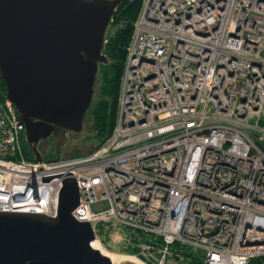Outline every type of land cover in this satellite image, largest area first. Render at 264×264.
I'll list each match as a JSON object with an SVG mask.
<instances>
[{"label": "built area", "instance_id": "1", "mask_svg": "<svg viewBox=\"0 0 264 264\" xmlns=\"http://www.w3.org/2000/svg\"><path fill=\"white\" fill-rule=\"evenodd\" d=\"M25 143L0 99V212L56 216V174L73 172L106 249L264 264V0H144L110 138L59 160L29 159Z\"/></svg>", "mask_w": 264, "mask_h": 264}, {"label": "water", "instance_id": "2", "mask_svg": "<svg viewBox=\"0 0 264 264\" xmlns=\"http://www.w3.org/2000/svg\"><path fill=\"white\" fill-rule=\"evenodd\" d=\"M124 1L0 0V72L33 160H43L39 144L50 137L59 160L67 134L82 131L99 65L108 62L107 31ZM56 175L64 183L56 216L0 212V264H117L99 250L73 172Z\"/></svg>", "mask_w": 264, "mask_h": 264}, {"label": "trees", "instance_id": "3", "mask_svg": "<svg viewBox=\"0 0 264 264\" xmlns=\"http://www.w3.org/2000/svg\"><path fill=\"white\" fill-rule=\"evenodd\" d=\"M143 2L144 0H125L118 7L110 24V26L115 27V31L104 44L103 54L107 56L108 62L103 63L104 70L99 90L100 97L92 110L93 128L97 132V137L101 140L96 149L105 144L116 126L118 98L128 55V46L131 43ZM6 94V85L0 72V99L6 100ZM25 151L27 157L33 159V152L27 148V143H25ZM132 252V250L121 251V253Z\"/></svg>", "mask_w": 264, "mask_h": 264}, {"label": "rangeland", "instance_id": "4", "mask_svg": "<svg viewBox=\"0 0 264 264\" xmlns=\"http://www.w3.org/2000/svg\"><path fill=\"white\" fill-rule=\"evenodd\" d=\"M113 21V20H112ZM115 27L109 26L107 35H106V42L108 38L114 33ZM103 63H100L99 65V71L97 75V81L95 85V95L94 100L92 102V105L90 107L89 113L86 117L84 127L81 132H70L68 134V140L65 144L64 150L62 152V157H71V156H77V155H84L92 152L97 148V146L100 144V139L96 135V131L93 128V116H92V110L94 105L96 104L97 100L99 99V90L100 86L102 84V75H103ZM119 99V98H118ZM43 157L45 159H54L56 157L55 149L50 142L48 146L43 151ZM121 234H124V232H120ZM103 239L104 236L102 237ZM107 242L113 247L111 249H106L108 252H112L116 255L121 254L120 251H118L119 244L114 243V241L106 239ZM107 252V253H108Z\"/></svg>", "mask_w": 264, "mask_h": 264}, {"label": "bare ground", "instance_id": "5", "mask_svg": "<svg viewBox=\"0 0 264 264\" xmlns=\"http://www.w3.org/2000/svg\"><path fill=\"white\" fill-rule=\"evenodd\" d=\"M97 245H98V247H99V250H100L104 255H106V252H108V251H106V250L103 248L102 245H100V244H98V243H97ZM108 253L113 254V255L115 256L116 261H117V264H121L123 261H132V262H135V263H137V264H146V263H144L143 261H141L140 259H138V258H136V257H133V256H130V255H127V254H123V253H121V254L116 255V254H114V253H112V252H108Z\"/></svg>", "mask_w": 264, "mask_h": 264}, {"label": "flooded vegetation", "instance_id": "6", "mask_svg": "<svg viewBox=\"0 0 264 264\" xmlns=\"http://www.w3.org/2000/svg\"><path fill=\"white\" fill-rule=\"evenodd\" d=\"M68 134H69V133H68ZM68 134H67V135H68ZM50 142L52 143V145H53V147H54V149H55V151H56L57 146H56V145L54 144V142H53V137H50V138H48V139H43V140L40 141L39 149L42 151V153H43L44 149L48 146V144H49ZM26 143H27V142H26ZM66 143H67V141H66V142L63 144V146H62V152H63V150H64V147H65V144H66ZM27 148H29V150H32L33 146L27 143Z\"/></svg>", "mask_w": 264, "mask_h": 264}]
</instances>
